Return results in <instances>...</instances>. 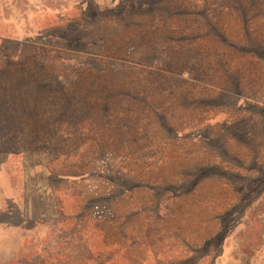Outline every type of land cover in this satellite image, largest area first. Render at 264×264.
Listing matches in <instances>:
<instances>
[{
  "label": "rangeland",
  "instance_id": "obj_1",
  "mask_svg": "<svg viewBox=\"0 0 264 264\" xmlns=\"http://www.w3.org/2000/svg\"><path fill=\"white\" fill-rule=\"evenodd\" d=\"M9 19L0 24V80L15 81L13 91L32 70L55 80L72 64L101 66L90 35L151 36L128 54L117 45L122 72L160 67L164 43L194 39L212 66L196 87L182 74L179 100L161 99L166 121L142 115L130 157L98 145L50 171L45 151L0 137L21 199L6 211L26 220L0 226V264H264V0H39ZM56 194L72 212L82 205L77 218L99 217L93 231L110 236L107 249L104 240L59 239ZM22 238L27 247L15 248Z\"/></svg>",
  "mask_w": 264,
  "mask_h": 264
},
{
  "label": "trees",
  "instance_id": "obj_2",
  "mask_svg": "<svg viewBox=\"0 0 264 264\" xmlns=\"http://www.w3.org/2000/svg\"><path fill=\"white\" fill-rule=\"evenodd\" d=\"M90 37L100 43L99 58L103 64L98 68L72 64L71 76L61 78L55 74V80L34 79L32 70L29 79L20 81L18 91L11 90L15 81L0 80V137L13 139L20 135L23 137V149L45 151L50 171L63 162L76 164L84 160L89 151L98 145L102 146L104 153L114 151L116 156L130 157L134 154L133 141H136L142 128V115L148 118L155 115L166 121L161 99L171 95L179 100L185 91L182 74L192 77L194 81L191 85L196 87L206 80L207 69L212 66V59L204 54L203 45L194 39V45L175 47L171 42L164 43L160 67L147 65L142 70L124 69L122 72L113 64L115 58H120L116 57L119 52L117 45L124 47L127 50L125 54H128L130 45H145L151 36ZM187 37L194 38L192 35ZM46 62L44 66L50 64ZM68 141L71 145H67ZM55 200L57 216L52 225L59 230L60 240L68 245H89L104 240L103 248H108L107 239L110 236L103 229L93 231L94 225L97 227L94 222L99 221V217L95 220L86 212L77 218L82 212L80 203L72 212L74 203L57 194ZM108 224L113 227L114 222L108 221ZM82 232L87 233L86 240Z\"/></svg>",
  "mask_w": 264,
  "mask_h": 264
},
{
  "label": "crops",
  "instance_id": "obj_3",
  "mask_svg": "<svg viewBox=\"0 0 264 264\" xmlns=\"http://www.w3.org/2000/svg\"><path fill=\"white\" fill-rule=\"evenodd\" d=\"M38 1L39 0H0V24L6 22L9 23L11 21L9 19L10 13L12 14L15 12L18 14L21 12L23 15L26 7H33ZM11 157L12 156L10 155L1 156L0 154V226L2 227H8L6 224L13 226H16L17 224L21 225L20 221H26L22 211L20 213L17 212V214L14 215H11L10 212L6 211L10 199H13L14 201L16 200L18 203L21 201L20 192L18 190L19 179L12 175L8 168V161L9 159L11 160ZM13 159L16 158L13 157ZM13 216L14 219L11 218ZM27 245V242L22 238L18 240L15 248H25ZM17 255H19V252Z\"/></svg>",
  "mask_w": 264,
  "mask_h": 264
}]
</instances>
